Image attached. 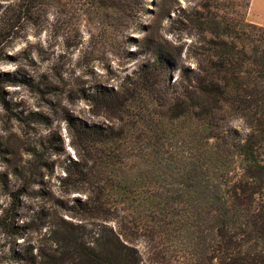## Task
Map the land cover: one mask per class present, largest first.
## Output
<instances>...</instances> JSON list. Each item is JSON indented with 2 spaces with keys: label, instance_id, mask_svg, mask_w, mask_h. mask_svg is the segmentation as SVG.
I'll return each instance as SVG.
<instances>
[{
  "label": "trees",
  "instance_id": "1",
  "mask_svg": "<svg viewBox=\"0 0 264 264\" xmlns=\"http://www.w3.org/2000/svg\"><path fill=\"white\" fill-rule=\"evenodd\" d=\"M26 1L37 16L51 2ZM203 1L197 67L146 45L151 61L93 97L110 121L73 126L78 160L62 181L86 195L76 202L84 216L112 209L120 229L143 235L150 264H264V27L226 12L236 0ZM117 237L86 245L83 264H141Z\"/></svg>",
  "mask_w": 264,
  "mask_h": 264
},
{
  "label": "rangeland",
  "instance_id": "2",
  "mask_svg": "<svg viewBox=\"0 0 264 264\" xmlns=\"http://www.w3.org/2000/svg\"><path fill=\"white\" fill-rule=\"evenodd\" d=\"M204 2L51 0L37 16V1L0 0V264H83L86 245L117 236L150 264L146 238L120 229L112 209L103 220L76 206L86 195L62 181L78 160L71 131L110 121L93 97L117 91L151 61L146 45H163L183 68H196L194 16ZM236 3L225 11L264 27V0L246 10ZM179 77L168 73L172 83ZM231 124L246 135L240 120Z\"/></svg>",
  "mask_w": 264,
  "mask_h": 264
}]
</instances>
